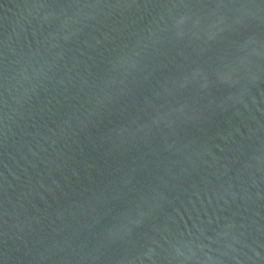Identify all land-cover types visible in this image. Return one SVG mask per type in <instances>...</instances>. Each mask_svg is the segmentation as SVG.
I'll return each mask as SVG.
<instances>
[{
	"label": "water",
	"instance_id": "1",
	"mask_svg": "<svg viewBox=\"0 0 264 264\" xmlns=\"http://www.w3.org/2000/svg\"><path fill=\"white\" fill-rule=\"evenodd\" d=\"M0 264H264V0H0Z\"/></svg>",
	"mask_w": 264,
	"mask_h": 264
}]
</instances>
